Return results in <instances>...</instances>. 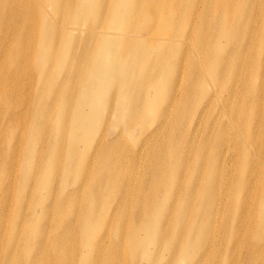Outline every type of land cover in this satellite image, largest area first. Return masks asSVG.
Instances as JSON below:
<instances>
[{"label": "bare ground", "instance_id": "obj_1", "mask_svg": "<svg viewBox=\"0 0 264 264\" xmlns=\"http://www.w3.org/2000/svg\"><path fill=\"white\" fill-rule=\"evenodd\" d=\"M204 1L199 0L200 4ZM208 1L215 3L220 14H217L216 19L205 17L200 23L198 13L194 18L190 13L196 0H0V50L8 47L4 46L5 38L16 49H34V43L28 44V37L36 32L40 34L38 44L43 45L42 49L54 51L62 47V41H71L70 35L76 34L74 39L79 41L82 37V49L76 51L70 48L66 59L69 63L83 67L86 72L98 59L109 61L100 58L94 51L89 52L104 42L105 53L110 55L109 50L113 52L114 47L107 44L109 40L116 41L117 38H122L128 44L136 42L135 48L154 52L160 60H172L174 64L167 75V94L163 96L164 101L168 100L160 112L162 119L166 114L163 109L167 108V112H170L173 101L177 100L181 104L184 109L180 117L182 137L177 138L175 128L173 136L164 139L160 146L150 143L148 149L155 151L156 162L148 164L141 178L132 172L135 168L134 151L129 152V149H126L127 154L123 158L116 155L108 163H96L99 171H110L106 181L122 189L116 192L118 203L112 219L119 229L127 227L128 230H134L143 225L148 238L146 235L142 238L147 240H144L141 259L151 258L153 264L158 263L163 254L165 257L168 254L169 264L175 263L178 258L181 259L178 264H264V0ZM152 3L163 12L162 28L168 35L153 32L158 27L147 30V34L138 33L146 30V23L151 20L146 8L151 7ZM119 5L126 8L121 18L135 17L134 32L126 31L129 25H124L122 19L116 21ZM210 7L211 2H207L205 9ZM257 20L262 21L257 23ZM173 26H176L175 32L178 34L170 33L174 31ZM229 42H232L231 47ZM14 58L17 59V53ZM50 59H56L55 53L48 54L44 62L48 63ZM159 70L166 73V64L158 63L149 76H158ZM74 74L76 77L80 74L77 67ZM194 74L196 77L192 80ZM9 81L6 78L5 83L2 78L0 90H10ZM183 82L185 84L182 87ZM17 90L15 87L7 92V96L13 98ZM179 111L180 107L172 110L169 122L162 119L160 131L166 125L165 133L171 123L176 121ZM151 114L153 116L154 112ZM42 116L41 112L37 118L48 135L54 125V118L50 116L43 120ZM9 119L18 121L17 116L10 115ZM71 122H76V119ZM190 127L193 140L188 148L189 137L184 129L187 131ZM159 129L156 126L146 132L145 144L147 138L150 139ZM83 130L77 128L69 134L75 140ZM124 130L128 134L132 128L124 125ZM232 130L235 135H232ZM235 136L236 140L241 139L239 151L230 154L229 144L233 142L235 146ZM140 138H143V134H140ZM19 139L20 136L16 143ZM104 139L105 135L102 134L99 142ZM253 143V149H250ZM34 145L32 135L25 152L32 153ZM1 146L0 155L6 151L15 152L14 149L4 148L5 144ZM101 147L98 146L94 154L97 155ZM249 155L252 157L249 158ZM76 157L77 154H71L70 162L73 163ZM11 165V162L3 161L1 168L10 169ZM239 166L241 171L238 174L231 173L232 167ZM124 167L129 170L126 177L117 176V172L125 173ZM78 169L84 174L90 171L86 165H80ZM168 173L172 184L184 186V190L177 191L179 208L171 202L164 203V211L172 212L174 216L171 227H168L169 222L166 223L165 214H160V224L154 221L156 202L162 196L156 193L159 189L157 176ZM0 174L1 244L5 222L10 220L9 215L11 219H17V212L22 211V207L16 202L14 208H6L7 179ZM228 183L233 186L232 193L222 192L220 186L225 189ZM186 190L188 197L193 194L189 200H186ZM221 194L229 200L223 197L218 201ZM96 204L93 202L90 213H77L72 220L55 218L54 229L45 226L46 235L41 238H48L54 248L52 264H122L125 261L128 246H124L120 236L112 240L113 245H103L98 239L94 243L85 237L88 233L84 216L90 222L104 217L96 212ZM184 209L191 212L188 219L182 217ZM143 218H147L145 223L133 227L136 220ZM189 223L191 226L197 225L195 229L201 233V240L195 246ZM59 227L61 235L58 234ZM68 230H72V234L66 233ZM214 232L216 235L223 234L224 241L215 242ZM80 238L84 245L80 250L79 262H76L77 241L80 244ZM35 241L29 242L32 245ZM129 243L130 251L135 249L133 245L136 241L131 239ZM36 247L33 246V249ZM189 247L193 249L192 254L184 250ZM44 257L43 249L35 250L33 264L49 262ZM25 258L26 264H30L28 257ZM17 261V257L11 255L4 258L3 264H17Z\"/></svg>", "mask_w": 264, "mask_h": 264}, {"label": "rangeland", "instance_id": "obj_2", "mask_svg": "<svg viewBox=\"0 0 264 264\" xmlns=\"http://www.w3.org/2000/svg\"><path fill=\"white\" fill-rule=\"evenodd\" d=\"M207 2H211L209 9H205ZM119 10L116 21L122 19L124 25H129L126 31L134 32L135 17L123 19L124 17L121 18L120 16L122 12L126 11V8L119 5ZM146 10L151 20L146 23V30L143 29L142 32L138 33L147 34V30L158 27L159 29L153 32L168 35L169 33H165L162 28L163 12L161 9L152 3L151 7L146 8ZM221 11L224 14V7ZM190 13L193 18L198 13L197 18L201 23V20L208 16L216 19L220 10L215 8L213 1L206 0L200 4L199 0H196V3L191 6ZM259 21L262 20L256 22L259 23ZM173 27L174 31L170 33L178 34L175 32L176 26ZM6 34L8 35V31ZM74 36L76 34L70 35L71 41H62V47L54 51H52L53 49H42L43 45L38 44L40 34L36 32L28 37V44L34 43V49H16L6 38L3 40L4 46L8 47L6 50H0V85L2 78L5 83L6 78L13 83L8 82L11 86L10 90H0V147L5 144L6 147L4 148L14 149L15 152L6 151L0 155V173L7 179L5 183L6 208L8 206L14 208L16 202H19L22 211L17 212V219H11V215H9L10 220L5 222L2 228L3 237H1V241L3 243L0 244V264L4 263L5 257L7 259L11 255L17 257V264H26L25 256L28 257L29 263L33 264V254L37 249H43L45 257L49 261L44 262V264H52L54 248L48 238H41L46 235L45 226L47 229H54V220L57 217L60 220H72L73 215L77 213H90L93 209V202H97L95 205L96 212L104 217L90 222L88 217L84 216L85 229L88 233L85 237L93 240L94 243L98 239L103 245L105 243L113 245L112 240L120 236L124 240V246H128L125 261L122 264H151V258L149 260L141 259L144 240H147L142 239L146 235V230L141 222L145 223L147 218L136 220L133 227L141 225L134 230H128L127 227L119 229L115 225L112 218L118 203L116 192L119 193L122 189L119 185H112L107 182L106 176L110 171H99L96 163H108L116 155L123 158L127 154L126 149H129V152L134 151L133 163L135 168L132 172L141 178L140 176L145 172L148 164L151 161L155 164L157 158L154 155L155 151H149L148 145L151 143L160 146L164 139H170L173 136L175 128L177 129V138L182 137L180 117L184 109L177 100L172 102L173 106L170 112H167V108L163 109L166 114L162 118L169 122L172 110L180 107L176 121L171 123L165 133L166 125L161 131L159 129L162 127L160 122L163 121L160 109L165 106V102L168 100L164 101L163 99V96L167 94L165 89L168 85V70L172 69L174 62L172 60H160L154 52L135 48L136 42H129L128 44L122 38H117L116 41L109 40L107 44L114 47L113 52L109 50L110 55L105 53L106 44L104 42L89 52L94 51L101 56L100 58L109 61L104 62L98 59L90 66L89 72H86L83 67L69 63L66 59L70 48L73 47L76 51L82 49V37L78 41L74 39ZM254 36L255 33L253 32ZM222 42L225 43L224 40ZM231 45L232 42H229L230 47ZM15 53H17L16 60L14 58ZM52 53H55L56 59H50L48 63H45L44 58ZM41 56L43 60L39 61ZM158 63L160 65L166 64V73L159 70L158 76L150 77V71L155 70ZM75 67L80 73L77 77L74 74ZM192 77L193 80L196 74ZM149 78L153 80L148 81ZM184 84L183 82L182 87ZM15 87L18 88L16 95L9 98L7 92L14 90ZM182 94L180 95L182 96ZM41 112L43 113V120L50 116L54 118V125L48 135L47 131L44 133L45 129L41 126V120L37 118ZM152 112H154L153 116ZM10 115L17 116L18 121H11ZM72 119H76V122H71ZM106 121H108L107 125ZM124 125H129L132 128L131 132L126 134ZM156 126L159 131L150 139L147 138L148 141L145 144L146 132ZM77 128L84 130L80 134L78 133V137L73 140V136L69 132L75 131ZM184 132L189 137V148L193 140L191 127L187 131L184 129ZM231 132L232 135H235L234 130ZM102 134L105 135V139L99 142ZM140 134H143V138H140ZM32 135L35 145L33 152L27 154L25 148ZM19 136L20 139L16 143ZM240 140V138L236 140V136L234 137L235 146H233V142L229 144L230 154L239 151ZM253 145L254 143L251 144L250 149H253ZM98 146L103 147L97 152L100 157L94 154V150ZM175 148L177 149V147ZM71 154H77L73 163L69 159ZM251 157L252 155H249V158ZM89 159L95 160L90 162ZM3 161L5 163L11 162V168L8 169L7 167L6 170L1 168ZM80 165L88 166L90 171L87 174L82 173L78 169ZM123 170L125 173L117 172V176L126 177L129 170L125 167ZM240 171V166L231 169V173L235 172L234 174H238L237 172ZM75 179L79 180L75 181ZM157 179H159V189L156 193L157 196H162L156 202L154 214L155 212L157 214H155L154 221L157 225L160 224V214H165L166 223L169 222L168 227H171L174 216L172 212L164 211L165 204L171 202L172 205L179 208L177 191L184 190V186L172 184L169 173L168 175L157 176ZM220 187L222 192L232 193L233 186L229 183L225 189ZM142 189L144 190L143 187ZM185 195L186 200L193 196L192 194L188 197L187 190ZM223 197L225 196L221 194L218 201ZM225 199L227 198L225 197ZM88 200L90 202L86 205ZM218 201L216 200V202ZM184 211L182 217L188 219L191 212L188 209H184ZM196 226L193 224L191 226L189 223V232H193L194 246L201 240V233L195 229ZM181 231L183 232V229ZM66 233L72 234V230H68ZM58 234H62L60 227ZM74 235L76 234L74 233ZM36 237L37 241H35ZM146 237L148 238L147 235ZM131 239L136 241L134 245L132 244L136 247L130 251L131 243L129 241ZM224 239L223 234L216 235L214 232L215 242H223ZM30 240L35 242L31 245ZM79 242L80 244L77 241L76 262H79L80 250L84 245L81 238ZM33 246L37 247L33 249ZM184 250L189 254L193 253L192 247ZM84 251L86 252L87 249L85 248ZM180 262L181 259L178 258L173 264ZM156 264H169L168 254L166 257L163 254V258Z\"/></svg>", "mask_w": 264, "mask_h": 264}]
</instances>
